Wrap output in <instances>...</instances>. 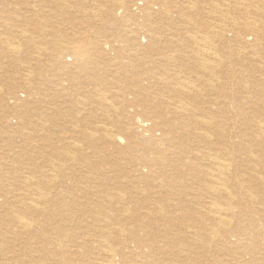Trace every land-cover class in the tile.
I'll use <instances>...</instances> for the list:
<instances>
[{"label":"bare ground","instance_id":"bare-ground-1","mask_svg":"<svg viewBox=\"0 0 264 264\" xmlns=\"http://www.w3.org/2000/svg\"><path fill=\"white\" fill-rule=\"evenodd\" d=\"M0 264H264V0H0Z\"/></svg>","mask_w":264,"mask_h":264}]
</instances>
